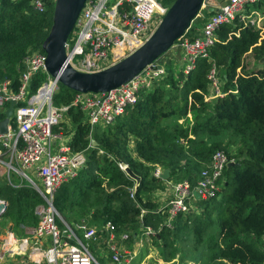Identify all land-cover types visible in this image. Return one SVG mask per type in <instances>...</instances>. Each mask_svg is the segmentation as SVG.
Listing matches in <instances>:
<instances>
[{"label":"trees","instance_id":"obj_1","mask_svg":"<svg viewBox=\"0 0 264 264\" xmlns=\"http://www.w3.org/2000/svg\"><path fill=\"white\" fill-rule=\"evenodd\" d=\"M158 1L168 7L174 0ZM53 5L39 12L31 0H0V82L9 80L13 90L19 87L26 56L42 50ZM195 19L185 33L190 38L196 34ZM216 34L210 59L222 80V96L205 99L211 61L198 59L187 74L165 68V75L150 89H141L137 102L125 113L91 131L85 113L72 104L78 92L59 85L52 104L67 108L53 131L59 133L61 127L70 135L71 152L85 155L77 174L53 194V205L66 223L81 219L101 227L110 221L116 235L127 232L132 241L150 226L157 230L154 236L161 241L163 259L169 261L178 252L173 244L178 232L188 228L182 215L189 218L190 212L178 213L167 226L166 214L152 212L159 204L154 194L171 180L194 185L211 156L222 151L233 163L226 166L216 194L196 200L206 212L196 215L206 222L203 233L197 234L204 238L206 256L215 264H264V27L244 25L236 17ZM247 54L261 67L249 69L244 61ZM42 82V72L32 76L30 95ZM120 161L140 177L134 199L129 190L135 181L118 167ZM156 165L169 169L168 179L153 175ZM0 198L7 201L2 215L14 227L21 230L37 224L34 209L43 199L29 184L7 183L0 187ZM141 208L147 212L140 219Z\"/></svg>","mask_w":264,"mask_h":264},{"label":"built area","instance_id":"obj_2","mask_svg":"<svg viewBox=\"0 0 264 264\" xmlns=\"http://www.w3.org/2000/svg\"><path fill=\"white\" fill-rule=\"evenodd\" d=\"M209 1L204 0L203 7H207ZM51 2L54 0H31L33 8L39 12L46 11ZM252 4H259V7L247 10L246 6ZM202 9L196 17L202 16ZM166 10L167 6L158 0H115L111 3L109 0H85L71 31L74 36L68 37L66 42L67 62L74 69L84 72L99 71L112 65L144 43L157 26L154 15L160 18ZM236 17L244 25L264 27V0H224L196 30L194 37L190 38L185 34L186 31L171 47H179L183 52L181 58L188 61L182 69L184 74L194 68L198 59L211 61L207 73L210 92L206 100L224 94L218 68L210 59V49L217 39V29ZM45 57L43 50L26 56L17 90L12 89L9 80L0 82V114L4 113L10 100L15 101L7 132L0 134V172H6L9 178L10 171H15L26 178L43 199L34 209L38 217L37 224L29 231L25 228L28 235L19 239L14 236L12 226L6 233L2 250L26 255L31 264H98L84 240L99 239L112 253L111 261L119 263L121 249L117 242L112 241H125L127 232L116 235L115 226L110 221L97 227L82 220L77 225L82 231L81 238L53 205L55 190L62 182L77 174L85 163V155L83 152H71L68 142H62V134L53 131L67 108L52 104V95L58 89L57 78L50 76L35 94L30 95L28 83L32 76L40 71L46 72ZM154 63L160 64L158 60ZM154 63L131 80L107 92L75 94L72 104L79 106L85 113L91 131L95 126L104 127L113 123L137 102L141 89H150L165 75L164 66L160 64L161 67L155 69ZM187 116L190 118L189 114ZM230 161L222 151H217L201 169L194 185L188 180L168 181L165 189L170 190V197H161L152 212L166 214L164 223L171 226L178 213L194 209V201L208 199L216 194L220 188L219 179ZM117 165L126 174L127 164L120 161ZM162 169L156 165L153 175L159 177ZM25 170L34 172L44 188L41 189ZM9 183L12 184L11 181ZM136 186L134 182L129 190L132 199ZM2 202L5 200L0 198ZM146 212L141 208L139 218ZM58 220L62 223V229ZM155 233L157 230L145 226L138 236H153Z\"/></svg>","mask_w":264,"mask_h":264},{"label":"water","instance_id":"obj_3","mask_svg":"<svg viewBox=\"0 0 264 264\" xmlns=\"http://www.w3.org/2000/svg\"><path fill=\"white\" fill-rule=\"evenodd\" d=\"M84 2L85 0H54L51 26L41 44L46 55L47 73L51 77H56L61 85L79 93L107 92L131 80L166 53L187 31L199 11L208 8L203 7L204 0H174L142 45L104 69L84 72L74 69L66 60V42ZM154 64L155 69L161 67L158 63ZM14 105L15 101L10 100L4 110V116L0 120V134L7 132ZM92 143L96 142L93 140ZM232 163L228 162L227 166ZM125 172L137 184L139 183L140 177L128 166ZM159 177L168 179L169 169L163 168ZM5 208L6 202L0 203V216ZM12 226L11 223L8 229L10 230Z\"/></svg>","mask_w":264,"mask_h":264},{"label":"rangeland","instance_id":"obj_4","mask_svg":"<svg viewBox=\"0 0 264 264\" xmlns=\"http://www.w3.org/2000/svg\"><path fill=\"white\" fill-rule=\"evenodd\" d=\"M114 1L115 0H109L110 3ZM201 14H203L204 16V9H202ZM160 18L157 15H154V21H156V24ZM198 19L200 18L195 19L194 23L199 21ZM73 36L74 33L72 32L69 38H72ZM182 53L183 52L180 48H170L166 53L161 55L158 61L161 62L164 68L171 70V72L174 74H178L188 62L187 60L181 58ZM244 61L249 66V69L261 67V64L255 62L250 54L246 55ZM40 72L44 74V81L49 79L50 75L47 73V71ZM59 85L61 84H57L58 88ZM27 97L28 96L26 95L25 99H27ZM180 121L182 120L180 119ZM59 133L62 134L64 143H67L68 136L64 133L61 127H59ZM56 145L58 146L59 143H57ZM25 171L27 175L32 178L41 189L44 188L40 178H38L34 174V172H32L31 170ZM9 181L12 182L13 185H11L13 187H20V185L29 184L26 178L19 176L15 171H10L9 178L7 177L6 172L3 174L2 172H0V187H4L7 183H9ZM5 202L7 204L6 200ZM204 210L205 209H203V204H199L197 202L194 206V209L190 211L191 214L189 213V218H187L186 214L182 215V221H188L187 231H189V235L186 234L187 231L185 230H181L178 232L179 235L175 238V241L173 243L174 246L178 248V252L176 253V256L169 261H165L163 259V248L161 241L154 235L142 237L137 236L135 238V241H132L130 237H128L125 241H118L117 239L113 240L112 242H117L121 249V261L119 263L111 261L112 253L105 246V243H103L101 240H84V242L89 246L98 264H215L206 256V246L204 238H199V234H197L198 231L200 233H203L206 222L203 218H197L196 215L202 217L201 214L206 213ZM80 222L81 219H75L71 222L70 225L74 229V231L82 238V231L77 227ZM10 224L11 222H9V220H7L4 215L0 216V256H2L3 254V257H0V264H31L32 262L26 257V255H18L14 252L2 250V243L6 238V233ZM59 227L60 229H62V225H59ZM30 229L31 227H27L28 231ZM12 230L14 236L18 239L28 235L25 232V228L19 230L18 227L13 226ZM171 238L172 236L169 237V240ZM165 249L167 251L170 250L169 247H165ZM226 263L232 264L229 262Z\"/></svg>","mask_w":264,"mask_h":264},{"label":"crops","instance_id":"obj_5","mask_svg":"<svg viewBox=\"0 0 264 264\" xmlns=\"http://www.w3.org/2000/svg\"><path fill=\"white\" fill-rule=\"evenodd\" d=\"M224 2V0H210L209 2H208V5H207V9H205L207 12H209V13H207L205 10H204V16H203V14H202V16H200V17H197V18H200V19H198L199 21H197L196 22V27H195V31L196 30H198L201 26H202V24H203V22L205 21V19L206 18H208L209 17V15L211 14V13H213L222 3ZM196 18V19H197ZM161 57V56H160ZM159 57V58H160ZM160 64H161V62H159ZM249 67V66H248ZM69 138H70V135L67 137V142L69 141ZM64 139H62V142H64L63 141ZM59 142V141H58ZM166 188V187H165ZM154 197H157V200H159L161 197L162 198H164V197H170V190H166V189H164V190H159V191H156L155 192V194H154ZM193 205L195 206L196 205V201H194L193 202Z\"/></svg>","mask_w":264,"mask_h":264},{"label":"bare ground","instance_id":"obj_6","mask_svg":"<svg viewBox=\"0 0 264 264\" xmlns=\"http://www.w3.org/2000/svg\"><path fill=\"white\" fill-rule=\"evenodd\" d=\"M159 62V61H158ZM11 241V240H10Z\"/></svg>","mask_w":264,"mask_h":264}]
</instances>
